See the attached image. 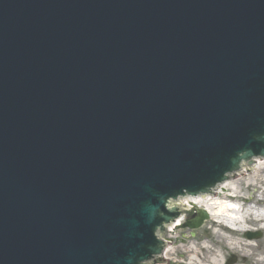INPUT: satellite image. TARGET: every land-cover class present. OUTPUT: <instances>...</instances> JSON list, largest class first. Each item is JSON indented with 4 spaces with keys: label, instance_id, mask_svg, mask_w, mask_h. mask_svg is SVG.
I'll use <instances>...</instances> for the list:
<instances>
[{
    "label": "water",
    "instance_id": "1",
    "mask_svg": "<svg viewBox=\"0 0 264 264\" xmlns=\"http://www.w3.org/2000/svg\"><path fill=\"white\" fill-rule=\"evenodd\" d=\"M256 158L264 0H0V264L162 262Z\"/></svg>",
    "mask_w": 264,
    "mask_h": 264
},
{
    "label": "rangeland",
    "instance_id": "2",
    "mask_svg": "<svg viewBox=\"0 0 264 264\" xmlns=\"http://www.w3.org/2000/svg\"><path fill=\"white\" fill-rule=\"evenodd\" d=\"M254 174H257L256 179L251 181ZM239 177V187L236 189L238 195L226 197L227 192H232L228 189L215 196L240 203L241 212H246V215L249 213L244 217L245 228L253 233L260 232V236L248 239L245 236L247 231L231 230L212 218L194 230L175 228V237L168 239V246L173 248V254L167 264H189L191 256L194 255L185 248L190 245L200 248L203 260L201 264H264V219H258L259 217L254 216V213L251 214L248 208L250 204L254 207L252 208L254 212H263L264 164L254 167L252 171H247Z\"/></svg>",
    "mask_w": 264,
    "mask_h": 264
},
{
    "label": "bare ground",
    "instance_id": "3",
    "mask_svg": "<svg viewBox=\"0 0 264 264\" xmlns=\"http://www.w3.org/2000/svg\"><path fill=\"white\" fill-rule=\"evenodd\" d=\"M260 164H264V161L261 162ZM260 164H256V165L259 166ZM256 175L257 174H254L251 181L256 179ZM239 182H240V177L234 179V182L230 184L219 187L218 190L219 192H221L224 190L227 191L228 189H231L232 192H227L225 195L236 196L239 193L236 190L239 187ZM184 202L188 206L193 205L199 208L202 207L206 209L210 217L214 219L216 222L223 223L224 225L229 226L235 230H242V231L249 230L248 228H245V224H244L245 223L244 217L246 215V212L244 213L241 212L242 206L238 202L231 201L228 199H222L217 196L211 197L208 195L195 196L192 198L189 197V198H186ZM248 208L249 210H253L252 208L254 207L249 204ZM262 211L264 212V209H262ZM252 212H254V210ZM263 212L254 213V215L257 217H261V216L263 217L264 216ZM248 214L249 213H247V215ZM259 219H262V218H259ZM167 234L172 239L173 237H175L176 232H175V228L172 225L169 226L167 230ZM185 250H187L188 252H191L194 255V257L191 256L189 264H201V261L203 260L201 258L200 248H198L195 245L194 246L190 245V247L185 248ZM163 254H164L165 259L168 260L169 257L173 254V248H171L170 246H167ZM157 264H161V263H157Z\"/></svg>",
    "mask_w": 264,
    "mask_h": 264
}]
</instances>
